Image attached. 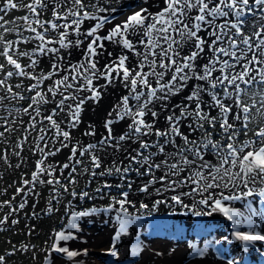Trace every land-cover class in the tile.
I'll use <instances>...</instances> for the list:
<instances>
[{
    "label": "snow or ice",
    "instance_id": "6c2138e0",
    "mask_svg": "<svg viewBox=\"0 0 264 264\" xmlns=\"http://www.w3.org/2000/svg\"><path fill=\"white\" fill-rule=\"evenodd\" d=\"M143 3L146 6L133 10L122 22L114 23V17L97 16L89 12L87 0H32L23 7L34 17L32 23L38 26L32 27L31 23L28 25V30L34 35L16 41V48L13 47V41L4 40L0 36V43L4 45V51L0 55H3L12 69L6 70L5 65L0 64V72L4 73V79H0V88H4L12 100L29 101L22 110L29 116L25 131H38V139L43 143V147L40 143L35 144V152L41 154V159L36 162V170L32 172L31 179L22 181L24 186H28L27 191L24 187H18L16 193L24 196L39 195L34 193L37 184L53 186L51 191L54 195L46 209L48 214L57 211L51 205L61 195L58 189H62V194L81 200L94 199L97 195L109 198L112 203L108 207L118 205L123 212L122 217H117L119 230L113 237V247L108 250L115 256V244L121 234L127 231L134 219L139 218L130 216L125 207L133 203L129 199L134 185L130 173L135 172L139 178L148 177L146 182L136 188L137 192L148 195L151 190L157 195L174 193L165 199L155 200L153 211L164 204L187 209L195 216L222 213L237 229L232 234L233 238L242 242L243 250L247 251L249 246L264 242V231L257 230L260 225L253 219L257 212L252 208L251 202L248 204L247 216L225 202L258 195L261 203H264V126L254 131L249 127L253 110L260 111L256 105L259 103L260 108H264V0H143ZM157 3L162 6L151 11ZM90 6L99 13L116 11L110 6H101L100 0ZM18 7L14 0H4L0 12ZM44 12H50L52 19L41 21L39 17ZM20 19L29 21L28 16ZM0 20H3L2 16ZM86 21L93 23L87 29H82L81 25ZM4 23L7 24L8 21ZM109 24L112 26L107 34L101 35L100 30ZM4 31L11 32L13 29L5 27ZM51 32L57 33L58 39L50 38L48 34ZM136 33L139 36L133 40L131 36ZM73 34L75 39L72 38ZM32 39L38 41V44L31 53L19 51L20 43L26 44ZM108 41H114L135 53L140 58L139 62L130 65L129 56L121 54L98 67V58ZM138 45L143 46V50H139ZM73 48L83 50V62L68 63L61 68L60 62L65 56L71 55L70 50ZM37 54L41 57L51 54L49 58H55L48 72L37 74L26 71L27 68L35 69L39 64ZM107 55L111 57L113 54L109 52ZM22 56L30 58L28 65L19 62ZM201 59L206 60V63H199ZM65 71L66 75L63 74ZM13 76L34 81L25 89L31 95L25 96L13 90V86L7 83ZM48 80H52V84L43 89L41 86ZM101 80L104 84L99 83ZM192 81L199 83L192 84L191 91L179 103H168L171 98L182 95ZM116 82L122 84L127 94L121 97L120 103L114 106V112H109L110 118L104 122L107 135L102 136L96 144L81 145L77 141L70 145L71 130L82 123L86 103H99L104 89ZM255 85L262 89L259 94L251 91ZM21 86L15 85L16 88ZM85 92L87 95H80ZM257 95L260 96L259 100L256 99ZM205 96L208 97L207 100L204 99ZM8 98V95L0 96V103ZM245 98L251 100V103ZM49 103L54 107L46 115H42V106ZM157 105L160 111L156 110ZM165 110L169 112L164 117L167 127L161 129L156 124ZM12 111L9 110V115ZM213 111L216 115H212ZM60 114L64 116L65 127L57 119ZM0 119L4 121L0 125L4 128L0 137L4 136V132L15 130L8 127L7 118ZM125 119L131 121L127 130L118 136L114 135L113 124ZM185 120L189 121L186 125L189 133H201L199 140L191 139L189 134L181 130ZM45 121L47 127H38ZM249 132H252L250 139H238L241 135L247 136ZM83 135L95 136V128L89 125ZM216 135L221 139H214ZM153 136L159 139L149 140ZM177 138L183 143H177ZM23 139L26 142L27 136ZM129 143H135L138 147L126 149L125 145ZM57 144L59 147H56ZM69 146L68 162L58 166L46 164L49 157ZM169 146L173 151H168ZM17 147L22 150L24 144L20 143ZM107 147H111L113 151L123 149L127 165L124 166L121 162L117 166L114 162L113 167L98 171L103 167L100 152ZM15 155L19 156L20 152ZM86 155L90 167H83L82 172L91 177L88 183H92L97 177L113 176L119 182L112 184L104 180L93 193L77 191L74 187L78 183L77 173L81 171L80 166L84 164L82 158ZM209 155L216 162L210 160ZM159 156L163 159L157 161ZM7 158L5 151L0 159ZM156 171L163 174L157 177ZM157 184L160 187H155ZM234 190H239V194H235ZM185 198L192 200V204L185 203ZM26 203L27 199L18 207L11 208L0 219V225L6 224L9 217L18 210L24 209ZM5 205L11 207V201H4L0 208ZM201 205L210 211H196ZM140 207L148 208V205L141 203ZM99 211L101 209L96 207L73 211L67 227L77 229V221L81 217ZM32 215L37 218L39 216L36 212ZM260 215L264 217V209ZM240 217L243 219H238ZM11 223L18 224L19 220L12 219ZM241 224H246L248 230H239ZM34 230L35 225H32L29 234ZM71 239H74L71 232H57L53 244L45 254V264H48L49 253H61L70 259L82 253L87 254V249L81 252L60 246L61 241ZM141 248V244L137 243L132 249V256H139ZM190 248L191 254L198 257L204 256L206 251V248H197L194 243L190 244ZM28 250V245H23L20 249L13 247L7 256ZM32 250L35 252L34 246ZM55 259L53 255L52 264ZM0 264H7L5 255H0ZM227 264H238V261L229 259Z\"/></svg>",
    "mask_w": 264,
    "mask_h": 264
},
{
    "label": "rangeland",
    "instance_id": "374dc122",
    "mask_svg": "<svg viewBox=\"0 0 264 264\" xmlns=\"http://www.w3.org/2000/svg\"><path fill=\"white\" fill-rule=\"evenodd\" d=\"M14 2L17 3V5L19 6L17 9H10L7 12H0V16L3 17V20H0V25H4V27H0V36H2L4 40L13 41V47L16 48V41L23 40L25 38H30L34 35L31 31L28 30L29 23H31L32 27L38 26L32 23L34 17L28 11L27 8L23 7L24 4L31 3L32 0H14ZM87 3L89 4V7L87 9L89 12L97 16L107 15L110 17H114V23L122 22L127 18L128 15L131 14L133 10H139L141 6H146L143 3V0H100L101 6H110V8H115L116 11L115 13H113L112 11L99 13L96 11L95 8L90 6L91 4L96 3V0H87ZM3 4L4 0H0V6H3ZM160 6L162 5H159L157 3L153 5L152 9L150 10L156 11ZM24 16L29 17L28 22H25L24 20L20 19ZM39 19L41 21L52 19L51 13L44 12L39 17ZM4 21H8V23L5 24ZM61 23H63V21H61ZM92 23L93 21H86L84 24L81 25V28L87 29L91 26ZM110 26L112 25H106L104 29L100 30V34L104 30H108ZM5 27L11 28L13 29V31L5 32ZM48 35L52 39H58L57 33L51 32ZM72 38H76L75 34L72 35ZM37 44L38 41L32 39L29 40V42L26 44L20 43L18 45V48L19 51H26L31 53L32 49L36 47ZM50 46L58 47V45ZM76 49L77 48H73V50H75L76 54L78 55L79 51L82 49ZM3 51L4 45L0 43V53H2ZM66 51L67 50H63V52ZM127 51V49H124L123 54H127L129 56L128 63L130 65L137 64L140 58L137 57L135 53H130L129 51ZM186 52L187 50L185 51V53ZM120 54L116 53V55ZM116 55L109 57V59L115 58ZM49 56H51V54H49ZM49 56L41 57L38 55L39 64L37 65V67L35 69L27 68L26 71H34L37 74L40 72H48L51 67V64L54 62L55 59L54 57L50 59ZM64 60L60 62L61 68H64L69 62L66 59ZM81 61L83 62V60H80V58L77 57V59L69 63L76 64ZM19 62L22 65H28L30 63V58L22 56L19 58ZM201 62L206 63V60L201 59L199 63ZM0 64H4L6 70H12L11 66L7 65V62L3 55H0ZM104 64L105 63L100 64L98 62V67H102ZM63 74L66 75L67 71H65ZM0 79H4V73L2 72H0ZM192 82L193 84L199 83L198 81ZM7 83L13 86V90L15 92H19L25 96H29L31 94H29L25 89L29 84L34 83V81L27 78L13 76L12 78L8 79ZM99 83L104 84V81L101 80L99 81ZM17 84H20L22 86L20 88H16L15 85ZM51 84L52 80H48L41 87L43 89H46ZM109 88L113 90L115 89L114 92L116 93L111 96H108L106 91ZM188 91L189 90L185 91L182 96L178 95L176 97H173L176 99L174 101H172L173 98H171V101L169 100L168 103H179L183 99V96L187 95ZM251 91L259 94L262 89L260 88V86L255 85L252 86ZM126 94L127 90L122 86L120 82H116L110 87H106L104 89L103 96L99 103H93L91 101L87 102L82 112V123H80L76 129L71 130L72 140L70 142V145L75 144L77 141L81 145L96 144L102 136L107 135L104 128V122L106 119L110 118L108 116L109 112H114V106L118 105L120 103L121 97ZM5 95H8L9 98L0 103V117L7 118L9 121L8 127L15 130L4 132V136L0 137V156H3L6 151L8 157L7 160L0 159V204H3V202L6 200L11 201V207L5 205L4 207L0 208V219H3L4 215L9 213L11 211V208L18 207L20 203L27 199V203L24 209L18 210L16 213L10 216L6 224L0 225V229H2L0 230V255H5L7 257V264H45V254L46 252H48V249L53 244L55 240V234L61 230L65 231L66 233L71 232L74 236V239H71L66 242L61 241L60 246H66L70 250H76L81 252L83 249H87V254L85 255L82 253L81 255L70 259L66 255L61 253H49L48 264H52L53 255L56 258L54 264H140L141 261H145V259L147 260V258H150L151 256L155 257V255L159 253L161 247L168 242L171 243L172 240L174 243L173 245L175 247L178 244L180 245L179 247L182 246L184 250L186 249L184 257L187 258L188 262H196L203 260V257L207 255L208 252H211L214 255L213 257L215 258V261L219 260L227 262L229 258H234L238 260V264H250L249 262L253 260V256L251 255H249L248 257L243 256V248L238 243V241L233 238L232 235L234 231L233 225L227 219L225 220L224 217L220 218L212 217L211 215H201L198 217L197 230L194 231L192 229L191 231V229L189 230L187 226H184V222H186L187 220L192 221V219L194 218V215L191 211L183 209L179 206L169 207L165 206L164 204L159 205L158 209L153 211L152 205L155 200L165 199L166 197H170L174 193L168 192L164 195H157L154 190H151V194L148 195L137 192L136 188L146 182L148 177L145 176L143 178H139L136 176L135 172L130 173V177L134 181V185L133 191L131 192L129 199L133 203L131 205H126L125 207L127 208V212L128 214H130V216H132L133 218H139L134 219L133 222L128 225L129 227H127V231L136 227H142L144 232L142 234L139 233V235L137 236L138 238L136 237V235H134L136 239L131 238L133 233H128V240H130V238L133 239L128 241V243L130 244V246H132L136 245V242H138L143 247L141 248V254L139 256L134 257L132 256V254H129V256L127 255L128 258H124L125 260H119L118 257V255L121 253L118 248H122V244L124 242V233L121 234V239H119V241H117L115 244L117 255L114 256L108 251L110 248L113 247V237L115 233L119 230V220L117 219V217L123 216V212L120 210L118 205L113 208L108 207V205L112 203L109 198H100V196L97 195L94 199L85 198L81 200L79 198H73L69 195L62 194V189H58V191H60L61 193V195L57 197L58 202L52 201L51 205L52 207L57 209V211L48 214L46 212V209L49 207V200L51 199L52 195H54V193L51 191L53 186H48L46 184H37L34 189V193H39V195L24 196L23 194L16 193V189L18 187H24L27 191L28 186H24L22 181L24 179H31L32 172L36 170V162L37 160L41 159V154L39 152H35V144L40 143L41 147H43V143L40 142L38 139V131H25V128L29 123V116L25 113L20 114L21 112L18 113L17 111H14V109L23 110V108L27 106L29 101L12 100L10 98V94H7L4 88H0V96ZM80 95H87V93H80ZM204 99L207 100L208 97L205 96ZM245 99L248 103H251V100H248L247 98ZM256 99L259 100L260 96L257 95ZM132 103L134 104L135 102L132 101ZM1 105L5 106V108L2 109ZM52 107H54L52 103L42 106V115H46ZM256 107L260 109V111L257 112L256 110H253L250 117L251 122L249 124V127L253 131L260 126H264V115H261V113H264V108H260L259 103L256 105ZM10 109L13 110L11 115H9ZM156 110L160 111L159 105H157ZM14 114L16 116H13ZM168 114L169 112L165 110L160 115L156 127H159L161 129L167 127V123L164 117ZM212 115H216V112L213 111ZM57 119L58 121L62 122L61 126L65 127V124L63 123V114H60ZM148 119H151V117H148ZM130 122L131 121L129 119H125L123 121L114 123L112 126L114 135L118 136L121 133L125 132L127 130V125ZM3 123V119H0V125H3ZM188 123L189 121L185 120L184 126H182L181 130L189 134L191 139L199 140L201 133H189V129L186 127ZM89 125L95 128V136L83 135V133L88 130ZM38 127H47V122L45 121L43 125H38ZM3 131L4 128L0 127V132ZM49 135H51V133ZM25 136H27L26 142L23 139ZM251 137L252 132H249L247 136L241 135L238 139L246 140L250 139ZM156 139L159 138L155 136L149 137V140ZM214 139H221V137L216 135L214 136ZM20 143L24 144L22 150L17 147V145ZM177 143L182 144L183 141L177 138ZM56 147H59V145L57 144ZM137 147L138 145L135 143H129L125 145V148L129 150L135 149ZM168 151H173L171 146H169ZM16 152H20V155H15ZM69 155L70 146L67 148H63L59 153H57V155L49 157L46 161V164L58 166V164L66 163L68 162ZM100 155L102 157L103 167L98 171H102L104 170V168L113 167L114 162L117 166H120L121 162H123L124 166H126L128 163L123 149L120 151H113L111 147H107L104 151L100 152ZM208 158L210 160H213V162H216L211 155H209ZM82 159L84 161V164L80 166L81 171L77 173L78 183L74 186L77 191H88L89 193H93L94 190L104 182V180H107L109 183L112 184L119 182L113 176L104 178L97 177L95 181H93L92 183H88V181L91 180V177L88 173L82 172L83 167H90L87 155ZM160 159H163V157H157V161H159ZM17 165H19V167H17ZM56 174L58 175L59 172H57ZM162 174L163 172L161 171H156L155 173L157 177ZM64 175H67L66 170L64 172ZM42 178L47 179L50 177ZM155 187H160V184H157ZM184 190L187 191V189ZM112 191L113 194H115V189H113ZM234 191L235 194H239V190ZM227 193L228 191L226 190L225 194L227 195ZM13 197H15V199H13ZM248 198L250 200H254L253 197ZM196 199H199V197H196ZM244 199L245 198L243 197L241 199V202H243ZM69 201H71V204H69ZM141 203L147 204L148 208H141ZM185 203L191 205L192 200L185 198ZM225 203L230 207H233L234 204H237L236 200L226 201ZM34 204L35 207H33ZM92 207L99 208L101 209V211L92 213L89 216L81 217L77 221V229H70L67 227L71 218V213L73 211L80 212L88 210ZM195 210L210 211V209H205L202 205L198 206ZM33 212L39 214L38 218L32 215ZM177 214L185 215H183V217L181 216L180 218V215ZM12 219H18L19 223L15 225L12 224ZM173 219H181V222H175ZM32 225H35V230L31 234H29V228ZM217 233L221 236H219L218 239H215L214 235ZM217 240L218 243H216ZM192 243H194L197 248H206L204 256L198 257L193 256L191 254L192 249L190 248V244ZM23 245L29 246V250L27 252L18 251L15 255L7 256L8 252H10L13 247L20 249ZM123 245H125V243ZM33 246L35 248V252H33L32 250ZM130 252L131 251H129V253ZM33 255H35V259H33ZM131 257H133V259ZM258 261L259 260H255L252 264H264V258L261 259L259 262Z\"/></svg>",
    "mask_w": 264,
    "mask_h": 264
},
{
    "label": "bare ground",
    "instance_id": "6f19581e",
    "mask_svg": "<svg viewBox=\"0 0 264 264\" xmlns=\"http://www.w3.org/2000/svg\"><path fill=\"white\" fill-rule=\"evenodd\" d=\"M111 28V26L109 27V29ZM106 31H108V30H104L103 32H101V34L102 35H106L107 34V32ZM137 36H139V33H136V34H134V35H132L131 36V38L133 39V40H135L136 39V37ZM141 38H143V37H141ZM138 47V49L139 50H143V46H141V45H138L137 46ZM77 50V49H76ZM187 50V48L185 49V51ZM67 51H69V50H67ZM66 51V52H67ZM71 51V55H69V56H65V58L64 59H66V60H68L69 62H73L75 59H77V57L78 58H80V60H83L82 58H83V50H80L79 51V54L77 55L76 54V52H75V50H73V49H71L70 50ZM112 53L113 55L112 56H114V55H116V53L117 54H123L124 53V48L122 47V45H120V44H118V43H116V42H114V41H109L108 43H106V47H105V50H104V52L100 55V57L98 58V62L100 63V64H102V63H106V62H109V60H113V59H115V58H112V59H109V56L107 55V53ZM128 52V51H127ZM130 53H132V52H130ZM120 54V55H121ZM132 55V54H131ZM116 56H118V55H116ZM63 59V60H64ZM62 60V61H63ZM64 62H65V60H64ZM63 62V63H64ZM68 62V63H69ZM82 62V61H81ZM201 63H203V62H201ZM205 63V62H204ZM133 65V64H132ZM199 82V81H198ZM192 84H193V82H190L189 83V87L185 90V91H187V90H191V87H192ZM113 87V86H112ZM115 91V89L113 90V89H107V91H106V93L108 94V96H111V95H113L114 93H116V92H114ZM184 91V92H185ZM188 91V92H189ZM187 92V93H188ZM184 94V93H183ZM182 96V95H181ZM174 100H176L175 98H173L172 99V101H174ZM171 101V100H170ZM169 102V101H168ZM157 108V107H156ZM258 191V190H257ZM228 194V193H227ZM257 196V197H256ZM245 199H244V201L243 202H241V200H239V201H237L236 200V203L237 204H234V206H233V208H235V209H237V210H239V211H241V212H243L244 213V215L245 216H247L249 213H248V204H249V202H251V206H252V208L253 209H255L256 210V212H257V215L256 216H254L253 217V219H254V221L256 222V223H258L259 225H260V228H258L257 230H260V231H264V217H262L261 215H260V212H261V210L262 209H264V203H261V199H260V197L258 196V195H254L253 196V199L254 200H250L248 197H244ZM185 212V211H184ZM177 215H180V218H181V216L183 217V215H185V214H177ZM191 215V214H190ZM211 216L212 217H224V219L226 220L227 218L222 214V213H219V212H216V213H214V212H212V214H211ZM178 217V216H177ZM198 217L199 216H195L194 215V218L192 219V221L191 220H187L186 222H184V226H187V228L190 230L191 229V231H192V229L194 230V231H196L197 230V225H198ZM238 219H243V217H240V218H238ZM174 220V219H173ZM214 220V219H213ZM228 220V219H227ZM175 222L177 221V222H181V219H176V220H174ZM194 221V222H193ZM222 221V220H221ZM229 221V220H228ZM231 222V221H230ZM232 223V222H231ZM213 225V224H212ZM233 225V224H232ZM112 227V226H111ZM129 227V226H128ZM233 229H234V231H236L237 229H235L234 227H233ZM202 230V229H201ZM227 230V229H226ZM239 230H248L247 229V225L246 224H241V226H240V229ZM233 231V232H234ZM144 232V230H143V228L142 227H136V228H133V229H131V230H129V231H126L124 234H123V240H124V242H123V244L125 243V245H123L122 244V248H118V250H120L121 251V253L118 255V257H119V260H125L124 258H128V256H129V254H131L132 253V249L134 248V246L135 245H132V246H130V244L128 243V241H130V240H133V239H136L135 237H134V235H136V237L139 235V233H143ZM128 233H133V235H132V237L131 238H133V239H131L130 238V240H128ZM212 233V232H211ZM130 235V234H129ZM149 236V235H148ZM219 236H221L220 234H215L214 235V238L215 239H218V237ZM138 238V237H137ZM208 238V237H207ZM106 239V238H105ZM121 239V238H120ZM210 239H212V238H210ZM214 239V240H215ZM221 239V238H220ZM139 240V239H138ZM193 240V239H192ZM218 241V240H217ZM106 242V241H105ZM132 242V241H131ZM213 242V241H212ZM138 242H136V244H137ZM238 243L241 245V247L243 248V245H242V242H240V241H238ZM174 243H173V240L171 241V243L170 242H168V243H166V244H164L162 247H161V249H160V251H159V253H161L160 255H155V257H153V256H151L150 258H147V260L145 259V261L143 260V261H141V263L140 264H212L213 262V264H227V262H223V261H215V258L213 257L214 255L211 253V252H208V254L207 255H205L204 257H203V260H201V261H196V262H193V261H187V258L186 257H184V253H185V250H184V248L181 246V247H179L180 245H176V247L173 245ZM187 244V243H186ZM193 244V243H192ZM198 244H199V242H198ZM206 244V243H205ZM182 245V244H181ZM187 246V245H186ZM202 246V245H201ZM210 246V245H209ZM143 247V246H142ZM164 247V248H163ZM188 247V246H187ZM199 248V247H198ZM156 249V248H155ZM158 249V250H159ZM235 249V248H234ZM174 250V251H173ZM189 250V249H188ZM129 251H131L130 253H129ZM155 252V251H154ZM217 252V251H216ZM242 253H243V256L244 257H248L249 255H251V256H253V260H251L249 263L250 264H252V263H254V261L255 260H261V259H263L264 258V242H257L255 245H252V246H249V249L247 250V251H244V250H242ZM217 254V253H216ZM128 255V256H127ZM153 257V258H152ZM132 259H133V257H131ZM131 258H130V260H131ZM140 259V258H139ZM226 259V258H225ZM230 259V258H229ZM246 259V258H245ZM214 260V261H213ZM238 261V260H237ZM258 261V262H259ZM246 263V262H245ZM242 264V263H241ZM260 264V263H259Z\"/></svg>",
    "mask_w": 264,
    "mask_h": 264
},
{
    "label": "trees",
    "instance_id": "16d2710c",
    "mask_svg": "<svg viewBox=\"0 0 264 264\" xmlns=\"http://www.w3.org/2000/svg\"><path fill=\"white\" fill-rule=\"evenodd\" d=\"M1 108L4 109L5 106L1 105ZM10 110H12V109H10ZM20 112H21V113H20ZM14 113H17V112H14ZM18 113H20V114H24V112H23L22 110H20ZM13 116H16V115L14 114Z\"/></svg>",
    "mask_w": 264,
    "mask_h": 264
}]
</instances>
